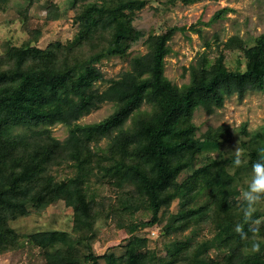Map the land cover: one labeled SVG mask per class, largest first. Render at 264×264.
I'll return each mask as SVG.
<instances>
[{
  "label": "trees",
  "instance_id": "1",
  "mask_svg": "<svg viewBox=\"0 0 264 264\" xmlns=\"http://www.w3.org/2000/svg\"><path fill=\"white\" fill-rule=\"evenodd\" d=\"M136 2L144 3L143 0H119L118 10H111L110 4L82 5L80 16L87 24L90 40L86 42H91L90 52L95 51L97 45L88 33L98 32L95 27L100 22L103 28L113 32L112 46L107 54L122 52L128 42L142 37L140 30L130 21L120 19L118 14L122 8L134 7ZM103 14V19H97ZM50 50L31 46L18 51L10 49L3 61L0 57V252L13 238L5 226L7 217L24 213L26 202L35 201L46 206L67 197L70 204L80 203L75 213L76 221L91 229L94 214L87 188L91 178H96L124 193L127 188L133 189L148 203L151 219L130 223L128 230L132 233L158 222L161 210L171 206L177 197H181V207L166 227L167 233L181 232L207 220L214 224L216 233L211 239L196 241L190 236L185 241L176 240L165 256L144 251L145 239L132 236L122 256L123 264H264V243L259 253L243 251L251 247L253 240L264 241V238L261 232L250 231L249 225L244 224L237 210L243 202L232 199L237 183L235 175H239L240 170L232 173L227 163L215 159L178 182L181 171L193 166L198 151L221 143L219 134H211V131L204 137L195 136V128L189 123L192 109L202 106L211 112L215 104H222L224 94L237 90L242 96L248 87L264 90V39L245 48L246 56L261 65V73L231 71L220 56L211 72L202 74L183 91L165 74L169 47L164 35L157 38L150 58L139 56L135 59L134 73L113 80L103 92L94 86L103 77L94 66L104 54L102 51L91 54L83 63L84 56L79 54L81 61L71 65L67 58L62 63L52 61ZM30 57L37 58L38 64L29 63ZM107 98L119 102L114 113L94 123L76 122ZM145 98L156 104L155 109L141 117L133 131H129L123 123ZM56 123L70 126V134L64 141L50 134V127ZM15 125L32 127L33 139L25 141L14 136L11 128ZM103 136L110 137L111 143L104 150V156H100L91 151L90 144L98 143ZM254 140L249 150L259 161L258 151L264 148V131ZM120 152L127 155L124 166L116 162ZM61 162H68L74 176L62 181L56 179L49 169L51 164ZM256 218L254 214L253 219ZM237 224H244L247 240H242L235 232ZM49 236V233H39L34 239L39 246L47 248ZM66 238L54 250L46 249L51 263L78 264L82 257L96 261L98 256L92 252L77 255L78 248L72 243L67 245ZM215 244L226 250L222 260L212 261L208 255Z\"/></svg>",
  "mask_w": 264,
  "mask_h": 264
},
{
  "label": "rangeland",
  "instance_id": "2",
  "mask_svg": "<svg viewBox=\"0 0 264 264\" xmlns=\"http://www.w3.org/2000/svg\"><path fill=\"white\" fill-rule=\"evenodd\" d=\"M143 1L118 12L120 19L130 21L134 28L142 32V37L128 42L122 52L107 54L112 46V29L103 28L100 22L95 27L98 32L88 33L97 45L95 51L90 52L91 42H86L90 40L86 32L87 24L80 16L82 5L110 4L111 10H118L119 0H0V57L3 61L10 49L18 51L33 46L41 50L51 49L49 54L54 62L62 63L67 58L74 65L80 56H84L83 63L90 59L91 54L102 51L104 54L94 62V66L103 77L94 86L103 92L113 80L134 73L135 59L139 56L150 58L157 38L164 35L169 47L165 56V74L180 91L193 85L202 74L211 72L220 56L231 71L262 72L261 65L246 56L245 48L264 39V0ZM103 16L99 15L97 19H103ZM43 61H47L46 58ZM28 62L38 64L39 61L30 57ZM155 105L145 98L127 116L124 127L133 131L137 121L153 112ZM118 107L116 99L107 98L76 122L89 124L101 121ZM189 123L194 126L196 137H204L211 131V134H219L221 143L217 147L205 146L198 151L193 166L181 171L178 182L186 180L205 163L217 159L227 163L232 173L240 170V174L235 175L237 183L234 184L232 199L243 202L241 192L247 188L251 167L258 161L250 154L249 145L256 142L254 139L258 133L264 131V90L248 87L242 96L237 90L224 94L222 104H215L211 112L202 106H195ZM11 132L25 141L33 139L32 127L28 125H15ZM50 134L58 141H64L70 134V126L56 123L50 127ZM109 143L111 138L103 136L98 143L92 142L90 149L104 156ZM238 143L244 150L243 159L248 163L233 172V157L229 153L235 151ZM21 146L24 147L25 143ZM126 161V154H117L119 166H124ZM49 171L61 181L75 174L68 162L53 163ZM87 189L91 213L94 214L91 229L76 221L75 213L80 203L70 204L67 197L46 206H40L35 201L26 202L24 213L9 216L5 221L13 238L0 252V264H55L50 262L46 249L54 250L62 245L65 237L67 245L72 243L78 248L77 255L92 252L98 256L96 261L82 257L78 264H123L122 256L132 236L145 239L142 244L144 251L165 256L176 240L185 241L193 236L196 241H202L211 239L216 233L211 220L181 232H166V227L181 207V197L174 199L166 210H161L158 222L132 233L128 230L130 223L148 221L152 216V210L143 197L133 189L127 188L124 193L109 182L96 178H91ZM255 214V220H259L260 224L253 226L258 227L263 234L261 238H264V207ZM39 233L50 234L47 248L36 243L34 237ZM216 245L209 250L212 261L222 260L226 253L224 247ZM243 251L252 253L251 247H245ZM104 254L107 257H100Z\"/></svg>",
  "mask_w": 264,
  "mask_h": 264
},
{
  "label": "clouds",
  "instance_id": "3",
  "mask_svg": "<svg viewBox=\"0 0 264 264\" xmlns=\"http://www.w3.org/2000/svg\"><path fill=\"white\" fill-rule=\"evenodd\" d=\"M261 159L255 162L251 167L250 177L247 179V188L241 192L243 205L239 208V213L242 214L244 224L249 225V230L256 232L258 227L253 225H259V220H254V214L261 207H264V148L258 151ZM232 159V170L240 168L244 164L248 163L243 159L244 150L239 146L236 147L234 152L229 153ZM244 224H237L235 232L240 235L242 240L248 239V232L244 230ZM261 243L264 241L253 240L251 243V252L259 253L261 250Z\"/></svg>",
  "mask_w": 264,
  "mask_h": 264
}]
</instances>
